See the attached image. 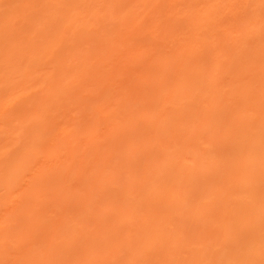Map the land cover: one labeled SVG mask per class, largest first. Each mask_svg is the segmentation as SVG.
Returning <instances> with one entry per match:
<instances>
[{
	"label": "bare ground",
	"instance_id": "1",
	"mask_svg": "<svg viewBox=\"0 0 264 264\" xmlns=\"http://www.w3.org/2000/svg\"><path fill=\"white\" fill-rule=\"evenodd\" d=\"M0 88V264H264V0H0Z\"/></svg>",
	"mask_w": 264,
	"mask_h": 264
},
{
	"label": "rangeland",
	"instance_id": "2",
	"mask_svg": "<svg viewBox=\"0 0 264 264\" xmlns=\"http://www.w3.org/2000/svg\"><path fill=\"white\" fill-rule=\"evenodd\" d=\"M163 17V14H159L158 16L156 15L155 17H153L152 19L153 20H159V19H161ZM16 27L17 28H25V23H17L16 24ZM55 54V53H54ZM55 56H56V54H55ZM55 60V57L53 56V55H49L48 56V61L50 62V63H52L53 61ZM125 82H126V80H125ZM124 83V82H123ZM123 83H121V87H122V85H124ZM32 88H34V86H35V84H34V82L32 83ZM113 87V86H112ZM124 87V86H123ZM4 88V87H3ZM2 88V89H3ZM116 87H113L112 89H115ZM1 89V88H0ZM109 89V88H108ZM107 89V90H108ZM112 89H110V91L112 90ZM116 90V89H115ZM109 91V92H110ZM112 91H114V90H112ZM32 92L31 91H29L28 93H26V95L28 96L29 94H31ZM87 103V107L91 104L90 102H91V99H89V100H87L86 101ZM156 101H153L152 99H148L147 100V103H148V106L150 107V106H153L154 105V103H155ZM104 105L105 106H107V105H109L108 104V102H107V100L104 102ZM110 107V106H109ZM86 110V109H85ZM85 110H84V112H83V110L81 111V114H76V116H70L69 117V119L72 121V122H75V121H77V120H80V119H85L86 118V115H85ZM111 112H114V111H116L117 110V108L116 107H113V109L111 108ZM157 121H150L149 123H147V124H145L144 126L142 125V127H144V128H147V130H149L148 131V133H147V135H146V137L147 138H149V137H152L154 140H157V137L155 136V133H154V127H155V125L157 124L156 123ZM61 123V118H57L56 117V119H54L53 120V122H52V124H51V126L50 127H48V128H46V130L45 131H43L41 134H40V139H39V141H38V143L40 142V141H46V140H48L49 139V137L51 138V136H53V133H54V126L55 125H59ZM139 126H141V125H139ZM141 128V127H140ZM136 129H139V127H137ZM152 129V130H151ZM151 130V131H150ZM156 135L157 136H159V137H161L162 136V132H157L156 133ZM150 139V138H149ZM151 140V139H150ZM153 143H155V142H153ZM101 144V142H99V145ZM96 145H98V144H96ZM104 144H101V146H103ZM156 145V144H155ZM103 148V147H102ZM97 149H101V148H98L97 147ZM157 149H159V146L158 145H156L155 147H153V148H151V151H156ZM102 150V149H101ZM37 165H39V164H42V163H46V160L44 159V158H41V159H37ZM104 165L106 166V167H110L111 166V161H108V160H105L104 161ZM80 169L83 171L84 170V166L82 165V166H80ZM165 176H168L169 175V171H167V173L166 174H164ZM70 175H66V174H64L63 176H62V181H64L65 183H66V181L68 180V182H70L69 180H70ZM78 181V180H77ZM73 182V184L76 186V188H77V186H80V184L78 185L77 183L78 182ZM22 185H24V180H23V182H22ZM78 189V188H77ZM99 195H100V193L99 192H96V193H93V194H90L89 196H87L85 199H87V200H92L93 202L94 201H96V199L99 197ZM63 197H65V198H62V200L63 199H66V200H69L70 198V196L68 195V194H66V195H64ZM57 199H58V197H57ZM84 199V200H85ZM60 200V199H59ZM64 201V200H63ZM70 204L72 203V201L71 200H69L68 201ZM67 201H64V203H65V205H66V203H67V211H65L66 213L68 212V209H69V203H68ZM72 205V204H71ZM210 206H212V205H210ZM209 207V206H208ZM46 209H47V207H45ZM45 208L42 210V215H43V213L45 212ZM216 208V206H214L213 207V209H215ZM63 209H65L66 210V208H60V207H57L56 209H54V212H63L64 210ZM180 208H178V210H179ZM211 209H212V207H211ZM199 210L200 211H202V212H206V208L205 207H203V208H199ZM216 210V209H215ZM207 211H208V209H207ZM64 213V212H63ZM68 213H71L70 211L68 212ZM19 214H21L20 213V211L19 210H16V212L15 213H12V218H11V220H9V222H4V226H6V223H7V229L9 228V229H12V228H14L15 227V229H17L18 227H17V224L19 223H17L16 224V220L17 221H20V219H18L19 218ZM184 220H181L180 221V225H182V224H184ZM165 228H163V230H164ZM84 232V234H85V231H83ZM86 232H87V230H86ZM187 232V231H186ZM186 232H185V234H186ZM188 233V232H187ZM82 237V236H81ZM81 239V238H80ZM80 239H78L79 241H80ZM75 240V242H74V244L76 243V241L78 242V240H77V238L76 239H74ZM73 244V243H72ZM78 244H79V242H78ZM75 245H77V243L75 244ZM74 246V245H73ZM20 254V252L19 251H15L13 254H12V256L13 257H15V256H18ZM9 255H11L10 253H9ZM150 257H151V259H154L155 257H158L159 256V254H158V252H156V251H154V252H152L150 255H149ZM5 257H7V256H5ZM6 259V258H5ZM5 261V260H4Z\"/></svg>",
	"mask_w": 264,
	"mask_h": 264
}]
</instances>
